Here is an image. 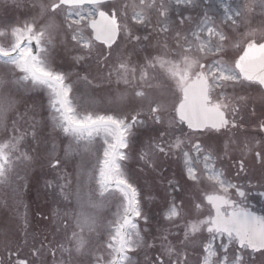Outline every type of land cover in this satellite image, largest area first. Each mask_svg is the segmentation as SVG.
I'll return each instance as SVG.
<instances>
[{"label": "snow or ice", "instance_id": "6c2138e0", "mask_svg": "<svg viewBox=\"0 0 264 264\" xmlns=\"http://www.w3.org/2000/svg\"><path fill=\"white\" fill-rule=\"evenodd\" d=\"M11 7L0 264H264L244 183L249 159L264 168V0ZM249 122L259 139L239 138Z\"/></svg>", "mask_w": 264, "mask_h": 264}, {"label": "flooded vegetation", "instance_id": "af4514ba", "mask_svg": "<svg viewBox=\"0 0 264 264\" xmlns=\"http://www.w3.org/2000/svg\"><path fill=\"white\" fill-rule=\"evenodd\" d=\"M122 87L123 86H121V88ZM112 88L116 89L115 85H113ZM249 108H251V105H249ZM247 127L253 133L252 135H256V133L252 131L250 122ZM256 138L259 139V135H256ZM243 139L244 136L241 137V140ZM235 154L238 155V152ZM244 183L250 186L249 189H247L249 206L257 213L264 212V197L259 195L260 192L264 191V168H261L258 164H255L249 159L247 162V179ZM253 200H255V202H253Z\"/></svg>", "mask_w": 264, "mask_h": 264}, {"label": "rangeland", "instance_id": "374dc122", "mask_svg": "<svg viewBox=\"0 0 264 264\" xmlns=\"http://www.w3.org/2000/svg\"><path fill=\"white\" fill-rule=\"evenodd\" d=\"M7 3L8 7L7 9L5 8V4ZM11 4H12V0H0V16H4L5 14L10 16V17H15L17 15V12L15 11V9L13 7H11ZM256 22L255 23V26H258L259 24V16H257V19L254 21ZM4 69H0V72H3ZM102 92H100L101 94ZM26 95H30V93H26ZM106 97H107V92H103L102 95H99V94H93L92 95V90L91 89H88L87 90V95H86V99H90V100H93L95 101L96 103L98 104H103L105 103L106 101ZM35 99L37 101H39V97H35ZM136 165H133V168H135ZM176 170L175 168V165L172 166V168L168 169L167 171V175H172V172ZM36 177H33L32 178V183L33 185H35V181L36 179L39 177V170H36ZM34 191V189H33ZM0 193L3 195V189H0ZM101 213L103 214V212L105 211L104 209H101L100 210ZM0 221H1V226L0 228L1 231L0 232H3L4 230H6L7 228H12V220L11 218L9 217V213L7 212V210H2V213L0 215Z\"/></svg>", "mask_w": 264, "mask_h": 264}]
</instances>
